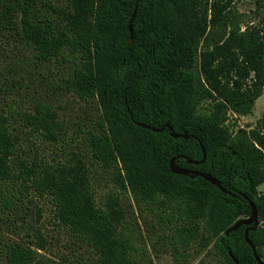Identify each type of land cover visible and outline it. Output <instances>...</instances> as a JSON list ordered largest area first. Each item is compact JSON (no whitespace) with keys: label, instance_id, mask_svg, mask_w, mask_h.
<instances>
[{"label":"trees","instance_id":"16d2710c","mask_svg":"<svg viewBox=\"0 0 264 264\" xmlns=\"http://www.w3.org/2000/svg\"><path fill=\"white\" fill-rule=\"evenodd\" d=\"M240 1L46 2L53 15L39 11L41 0H0V31L21 35L37 60L53 61L66 51L78 59L64 85L99 104V129L89 137L92 157L120 192L159 216L177 262L199 240L202 248L211 246L216 264H259L245 239L249 225L226 234L251 215L249 199L259 223L264 218V114L240 129L229 116L250 114L264 93V0H255L251 14L240 11ZM17 115L32 134L58 139L59 114L51 104L36 99ZM12 117L0 109V213L14 203L13 183L51 200L55 223L93 251L83 264H154L150 256H134L119 193L96 203L86 156L73 151L52 164L26 154ZM183 133L189 137L172 135ZM202 147L206 160L189 163L203 158ZM172 157L181 167L211 174L226 191L200 175L173 172ZM249 237L264 259V225ZM37 254L17 240L6 249L11 264H31Z\"/></svg>","mask_w":264,"mask_h":264},{"label":"rangeland","instance_id":"374dc122","mask_svg":"<svg viewBox=\"0 0 264 264\" xmlns=\"http://www.w3.org/2000/svg\"><path fill=\"white\" fill-rule=\"evenodd\" d=\"M46 2L58 7L64 5V0H41L39 11L49 10L53 15L56 14L47 8ZM237 6L241 12L251 14L256 3L242 0ZM77 61L68 51L53 61L37 60L32 46L21 35L0 31V109L13 114L20 148L52 164L65 160L73 151L85 155L96 203L102 206L109 194L119 193L126 210L124 228L130 232L134 256H150L154 264H216L211 246L202 248L199 240L191 242L186 259L174 260L167 251L169 236L163 233L165 229L159 216L152 213L150 206L138 204L130 193L120 192L112 182L110 171L93 159L89 137L92 131L99 129V104L95 98L79 97L64 85ZM36 99L51 104L58 111L61 127L56 141L43 140L15 119L18 111L31 109ZM263 114L264 93L255 101L250 114L229 111L230 122H236L237 129L254 125ZM10 185L15 193L14 203L0 213V264H11L6 258V249L8 243L16 240L37 250L36 260L31 264H83L93 260L91 247L81 244L68 229L55 223L49 198L25 193L13 183ZM259 190L264 192V183ZM260 224L264 225V218ZM262 251L264 256V246Z\"/></svg>","mask_w":264,"mask_h":264},{"label":"water","instance_id":"95a60500","mask_svg":"<svg viewBox=\"0 0 264 264\" xmlns=\"http://www.w3.org/2000/svg\"><path fill=\"white\" fill-rule=\"evenodd\" d=\"M135 15H136V8L134 9V12L132 14L131 20L129 22V29H130L131 33H133L132 23H133V20L135 18ZM139 125L143 126V127H146V128H149V129H151L153 131H163V128H155V127L150 126V125L145 124V123H139ZM168 129L171 130V127L168 126ZM172 135L174 137H179V136L180 137H184V138H188L189 137L188 134H186V133H183V134H172ZM202 149H203V158L201 160H192L190 158H187L188 162L189 163H194V164H199V163L204 162L206 160L207 154H206L205 148L202 147ZM175 159H176V157H172L170 159V168H171V170L173 172L182 173V174H190L192 176L200 175L202 177H205L209 182L213 183L214 185H216L217 187H219L223 191H226L221 186L220 181L218 179H216L215 177H213L211 174L205 173V172H202V171H198V170H194V169H188V168L181 167L180 165L176 164ZM249 202H250L251 209H252L251 215L248 216V217H244L242 219L237 220L231 227H229V229L226 231V234H228L230 231L236 229L241 224L249 225V227H247L245 229V239H246L247 243L252 247L254 256H255L256 260L258 261V263L259 264H264V259H262L259 256V254L257 253V250H256V247H255L254 243L252 242V240L249 237L250 230L256 229L258 227V225L260 224L259 223V215H258V211L256 209V206H255L254 202L251 199H249Z\"/></svg>","mask_w":264,"mask_h":264}]
</instances>
